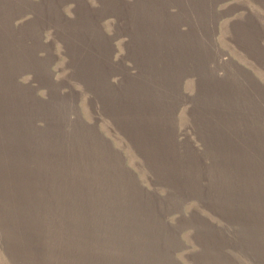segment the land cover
Returning a JSON list of instances; mask_svg holds the SVG:
<instances>
[{
  "label": "rangeland",
  "instance_id": "obj_1",
  "mask_svg": "<svg viewBox=\"0 0 264 264\" xmlns=\"http://www.w3.org/2000/svg\"><path fill=\"white\" fill-rule=\"evenodd\" d=\"M0 264H264V0H0Z\"/></svg>",
  "mask_w": 264,
  "mask_h": 264
}]
</instances>
